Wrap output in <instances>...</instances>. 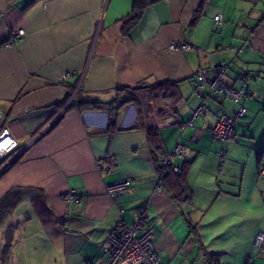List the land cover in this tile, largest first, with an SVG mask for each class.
<instances>
[{
    "label": "crops",
    "instance_id": "crops-1",
    "mask_svg": "<svg viewBox=\"0 0 264 264\" xmlns=\"http://www.w3.org/2000/svg\"><path fill=\"white\" fill-rule=\"evenodd\" d=\"M133 1L0 0V133L15 140L0 157V264H102L111 229L140 214L163 264H264V243L253 241L264 233V0H149L125 33ZM17 29L25 34L7 45ZM172 41L191 49L171 51ZM221 63L223 83L247 93L227 141L205 128L238 105L195 86L199 70L211 75ZM165 81L151 100L168 116L154 144L136 96L112 125L107 109L69 107ZM177 143L186 157L164 163ZM120 180L128 189L108 194ZM69 188L76 200H65ZM38 197L54 223H42Z\"/></svg>",
    "mask_w": 264,
    "mask_h": 264
},
{
    "label": "built area",
    "instance_id": "built-area-1",
    "mask_svg": "<svg viewBox=\"0 0 264 264\" xmlns=\"http://www.w3.org/2000/svg\"><path fill=\"white\" fill-rule=\"evenodd\" d=\"M216 24H221V16H214ZM25 34L24 29H17L11 33L7 45H10ZM171 51H188L191 46L181 41H172L168 45ZM226 64H218L211 75L206 70H199L195 74V86L197 89H202L207 85L215 94L222 95L228 98L232 103L238 105L236 109L229 114H219L216 123L205 128L207 132L223 141L234 138L235 122L244 115L246 107L243 100L247 97L245 87L242 84L228 86L223 83L222 76L225 73ZM66 74L65 77H68ZM140 101V109L142 114L143 125L147 129L159 128L163 122L168 120L167 113L159 115L153 107H151L152 94L139 91L136 93ZM73 99L71 95L70 100ZM205 105L201 102L191 113L190 119L181 125L183 129L186 124L192 125V120L195 116L204 110ZM1 112V111H0ZM165 112V111H164ZM138 124V123H137ZM15 145V140L11 137L7 130L0 133V157L7 153ZM223 156V151L220 152ZM178 155L186 157L185 148L177 143L173 148L172 153L163 156V162L173 165V156ZM10 163L7 162V165ZM4 168V167H3ZM1 168V170L3 169ZM0 170V171H1ZM173 171L178 174L181 169L178 166H173ZM259 174L264 176V164L259 167ZM159 188V186H158ZM128 189L127 180H120L106 186L108 194H118ZM65 200H76L78 198L74 189H66L64 192ZM144 215L140 214L136 221L128 224L124 221L119 222L109 232L104 248L105 257L102 264H163L161 261L154 243V229L152 226L146 225L143 222ZM254 245L262 250L264 243V233L259 232L254 236Z\"/></svg>",
    "mask_w": 264,
    "mask_h": 264
},
{
    "label": "trees",
    "instance_id": "trees-1",
    "mask_svg": "<svg viewBox=\"0 0 264 264\" xmlns=\"http://www.w3.org/2000/svg\"><path fill=\"white\" fill-rule=\"evenodd\" d=\"M149 4V0H134L133 1V8L130 16L127 17V19L123 23V32H127L129 29H131L137 22L140 20L144 9ZM168 82H153V83H141L140 85H137L136 89L139 91L147 92L149 94H152L153 98L154 96H159V93H163L165 91L164 87L168 86ZM70 94H67V96L63 99V101L59 104L60 106L63 105ZM134 95L137 97L136 94L130 93V92H123L117 99L114 100V102L110 103H103L97 100H91V101H79L77 98L73 100V102L69 105L70 108H77L79 110H93V109H107L108 110V119H109V125H112L113 120L115 119V115L119 109V107L126 101L131 100L130 96ZM162 96V95H161ZM138 99V98H137ZM164 110L161 109V112ZM148 139L149 141L154 144L156 143L157 139V128L149 129L148 130ZM156 150H160V145L155 146ZM14 162V161H13ZM10 167V166H9ZM6 170V169H5ZM4 170V171H5ZM3 171V172H4ZM159 172H161L162 176H169L171 173H168L165 166L159 169ZM172 172V170H171ZM174 175V174H173ZM179 175H176L174 178L173 186L174 187H181V181L179 180ZM33 207L38 214V216L41 218V221L45 225H49L54 223V214L52 210L46 205L43 198L38 197L35 200H33ZM9 245V244H8ZM8 245H5L4 250H7L3 252V254H7L8 252ZM208 260L210 264H217V261L214 257H208Z\"/></svg>",
    "mask_w": 264,
    "mask_h": 264
},
{
    "label": "rangeland",
    "instance_id": "rangeland-1",
    "mask_svg": "<svg viewBox=\"0 0 264 264\" xmlns=\"http://www.w3.org/2000/svg\"><path fill=\"white\" fill-rule=\"evenodd\" d=\"M134 97H135V95H134ZM156 104H157V100H156Z\"/></svg>",
    "mask_w": 264,
    "mask_h": 264
},
{
    "label": "water",
    "instance_id": "water-1",
    "mask_svg": "<svg viewBox=\"0 0 264 264\" xmlns=\"http://www.w3.org/2000/svg\"><path fill=\"white\" fill-rule=\"evenodd\" d=\"M3 171V169L0 171V173Z\"/></svg>",
    "mask_w": 264,
    "mask_h": 264
}]
</instances>
